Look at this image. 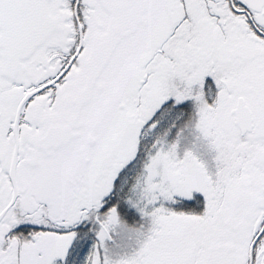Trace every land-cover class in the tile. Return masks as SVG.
<instances>
[{
	"label": "snow or ice",
	"instance_id": "snow-or-ice-1",
	"mask_svg": "<svg viewBox=\"0 0 264 264\" xmlns=\"http://www.w3.org/2000/svg\"><path fill=\"white\" fill-rule=\"evenodd\" d=\"M0 264H264V0H0Z\"/></svg>",
	"mask_w": 264,
	"mask_h": 264
}]
</instances>
